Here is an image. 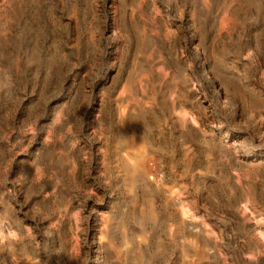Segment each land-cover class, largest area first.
<instances>
[{
  "label": "rangeland",
  "instance_id": "1",
  "mask_svg": "<svg viewBox=\"0 0 264 264\" xmlns=\"http://www.w3.org/2000/svg\"><path fill=\"white\" fill-rule=\"evenodd\" d=\"M96 261L264 264V0H0V264Z\"/></svg>",
  "mask_w": 264,
  "mask_h": 264
},
{
  "label": "bare ground",
  "instance_id": "2",
  "mask_svg": "<svg viewBox=\"0 0 264 264\" xmlns=\"http://www.w3.org/2000/svg\"><path fill=\"white\" fill-rule=\"evenodd\" d=\"M124 119H125L124 117H120V121L123 122ZM124 136L125 137L123 138V141H119L121 143L119 144L121 155L118 156V161L122 163L121 167H122V170H124L123 177L121 178L122 184H124L123 186L126 190H129L130 188L128 187L130 186L128 185L132 186V185H135L136 183L138 184L139 177L141 175L142 165L145 161L143 154H142L143 153L142 150L144 148L143 146L144 142L140 141V138L137 135V133L134 131V129H132L131 132H128L126 130V135ZM172 193L173 192H171V194ZM140 243H142L141 240H140ZM94 247L97 248L95 252L96 253L99 252L98 246H94ZM138 248H139L140 254L138 256L139 258L137 259H140L142 257L141 250H140L141 246H138ZM122 249L126 250V252L127 250H129V248H122ZM99 263H100L99 261L95 262V264H99Z\"/></svg>",
  "mask_w": 264,
  "mask_h": 264
}]
</instances>
